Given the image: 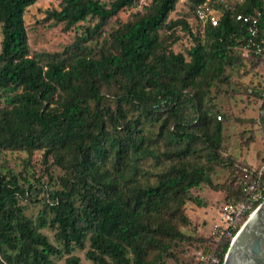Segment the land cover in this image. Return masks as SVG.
Segmentation results:
<instances>
[{
	"label": "trees",
	"instance_id": "16d2710c",
	"mask_svg": "<svg viewBox=\"0 0 264 264\" xmlns=\"http://www.w3.org/2000/svg\"><path fill=\"white\" fill-rule=\"evenodd\" d=\"M37 1L0 0V154H40L35 160L44 172L62 171V188L43 191V208L32 219L20 203L25 196L38 202L33 185L24 190L16 177L0 175V264H53L52 258L82 264L73 253L84 250L86 240L85 259L92 264H152L154 252L160 257L183 242L180 228L190 224L185 205L205 207L193 191L218 190L211 175L223 167L235 175L237 187L225 191L229 204L242 207V220L231 236H212L211 257L198 253L200 264H222L232 238L264 200V168L222 155L221 117L208 103L212 88L219 92L229 80L225 68L242 63L237 49L264 68V0H237L233 7L211 0L216 26L195 17V6L205 0H190L200 33L183 19H168L177 0H152L96 52L86 44L141 0H61L46 20L63 24L64 32L90 20L94 25L61 52L33 53L24 15ZM240 14L257 18L260 52L250 46L249 25L236 20ZM177 27L193 42L186 52L172 50L180 40ZM258 88L264 111V87ZM125 107L138 117L128 119ZM143 116L160 122L156 140L145 137ZM158 139L160 154L148 148ZM146 163L151 166L142 168ZM254 194L260 199L253 201ZM46 227L54 244L40 232Z\"/></svg>",
	"mask_w": 264,
	"mask_h": 264
},
{
	"label": "rangeland",
	"instance_id": "374dc122",
	"mask_svg": "<svg viewBox=\"0 0 264 264\" xmlns=\"http://www.w3.org/2000/svg\"><path fill=\"white\" fill-rule=\"evenodd\" d=\"M109 3L112 0H102ZM152 0H144L140 4L123 9L116 18L108 21L107 26L100 38L87 43L86 45L96 52L99 47L108 39L110 34L119 26L132 21L136 14H142L146 6ZM227 7H233L237 0H215ZM61 0H38L34 5L26 9L24 22L27 29L30 50L33 53H57L61 52L66 46L72 44L78 34L87 26H93L94 21L78 23L71 30L64 32L63 24H53L51 20H46V14L51 10H59ZM170 20L183 19L189 25L193 33H200L201 24L195 19L191 10L190 0H177L175 9L170 13ZM175 35L180 40L172 46L175 53L186 52L193 42L190 37L183 34L181 27H177ZM164 31L162 37H167ZM1 42V35H0ZM237 54L241 56L242 63H234L225 68V74L228 75L227 83L219 84V92H215V86L211 90L210 102L208 106L216 116L221 117L223 128L222 150L223 156H232L240 163L251 165L252 167L262 166L264 168V121L260 117L264 116L261 108V100L257 98V92L260 90L258 85L264 87V68L260 61L254 63L247 52L237 49ZM107 104L114 107V101L107 99ZM128 119H136L138 113L128 107H125ZM192 109L187 106V113L191 114ZM219 121L218 118H216ZM160 122H152L144 116L141 118V128L148 140H156ZM147 140V141H148ZM146 147V146H145ZM157 154L164 151L161 140L158 144L148 146ZM40 154L36 153L32 157L26 152L5 151L0 154V175L8 179L16 177L17 182L24 190L28 184L33 185L32 198L38 202L31 203L30 200L21 201L24 207V214L32 219H36L43 208V191L46 189H61L60 178L63 173L59 168L44 172L45 165L36 161ZM149 162L153 160L148 158ZM151 165L153 162H150ZM151 166L149 163L141 164L142 168ZM152 172L158 171L151 169ZM215 174L211 175L213 185L219 186L218 190H213L209 186H204L202 192L193 191L195 195L201 194L200 198L205 202V207H198L195 204L188 203L184 207V213L189 219L190 224L181 227V233L184 235L183 242L177 241L172 247L170 254H164L158 257L154 252L149 260L152 264H200L198 253L205 252L206 259L213 255V250L217 241L212 237L214 225L220 224V212L230 199L226 188L237 187L234 179L235 175L229 169L216 167ZM37 180L40 182L38 185ZM142 180V179H141ZM41 185V186H40ZM44 186V187H42ZM250 216V215H249ZM242 220V218H240ZM245 222V221H244ZM243 222V223H244ZM242 223V224H243ZM242 226V225H241ZM51 243L54 241V233L49 227L40 230ZM89 249V241H85L84 250H76L73 255L80 259L82 264H92L86 261L85 253ZM65 259V258H64ZM52 258L53 264H66L65 260Z\"/></svg>",
	"mask_w": 264,
	"mask_h": 264
},
{
	"label": "water",
	"instance_id": "95a60500",
	"mask_svg": "<svg viewBox=\"0 0 264 264\" xmlns=\"http://www.w3.org/2000/svg\"><path fill=\"white\" fill-rule=\"evenodd\" d=\"M222 264H264V200L232 238Z\"/></svg>",
	"mask_w": 264,
	"mask_h": 264
},
{
	"label": "built area",
	"instance_id": "2783aa9c",
	"mask_svg": "<svg viewBox=\"0 0 264 264\" xmlns=\"http://www.w3.org/2000/svg\"><path fill=\"white\" fill-rule=\"evenodd\" d=\"M144 0H141L142 2ZM194 13L196 19L201 24H210L211 26H216L218 23L217 15L215 13L214 7L211 4V0H205L202 3H199L194 8ZM236 20L249 25V37H250V46L255 47L258 52H260L263 48L262 42L257 41L258 36V20L256 17L252 16H243V15H237ZM218 119H220L218 117ZM255 189V184H250L249 190L253 191ZM251 199L253 201H257L260 199L259 194H254ZM242 207H236L232 204H225L222 208V211L220 212V224L214 225L212 236H217L218 234L226 235V237L231 236V232L237 227V222L239 221L242 214Z\"/></svg>",
	"mask_w": 264,
	"mask_h": 264
}]
</instances>
